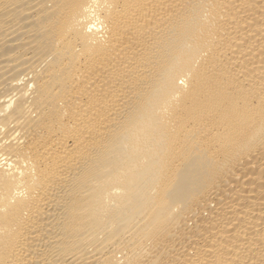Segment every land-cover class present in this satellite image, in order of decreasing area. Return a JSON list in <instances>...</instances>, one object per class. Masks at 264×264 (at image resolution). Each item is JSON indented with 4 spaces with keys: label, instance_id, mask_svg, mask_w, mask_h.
Returning <instances> with one entry per match:
<instances>
[{
    "label": "bare ground",
    "instance_id": "obj_1",
    "mask_svg": "<svg viewBox=\"0 0 264 264\" xmlns=\"http://www.w3.org/2000/svg\"><path fill=\"white\" fill-rule=\"evenodd\" d=\"M0 264H264V0H0Z\"/></svg>",
    "mask_w": 264,
    "mask_h": 264
}]
</instances>
